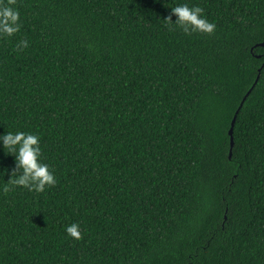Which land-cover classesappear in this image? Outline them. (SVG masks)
<instances>
[{
    "label": "trees",
    "instance_id": "trees-1",
    "mask_svg": "<svg viewBox=\"0 0 264 264\" xmlns=\"http://www.w3.org/2000/svg\"><path fill=\"white\" fill-rule=\"evenodd\" d=\"M12 6L0 134L38 135L56 183L10 186L0 140V264H264V0Z\"/></svg>",
    "mask_w": 264,
    "mask_h": 264
},
{
    "label": "clouds",
    "instance_id": "clouds-1",
    "mask_svg": "<svg viewBox=\"0 0 264 264\" xmlns=\"http://www.w3.org/2000/svg\"><path fill=\"white\" fill-rule=\"evenodd\" d=\"M13 4L14 0H7V3L5 0H0V35L12 36L19 31L20 13L12 6ZM203 11L198 6L190 7L188 4H179L172 8L173 14L177 16L175 24L188 34L214 32L216 25L203 16ZM27 46V41H21L18 45L24 48ZM0 140H3L6 152L15 155L17 160V168L12 170L9 180L10 186H22L30 191L43 192L46 186L56 183L49 165L41 162L42 149L38 135L23 131H6L0 134ZM20 169H23L22 173ZM9 185L5 186V191L9 190ZM66 231L74 239L81 238L78 224L68 226Z\"/></svg>",
    "mask_w": 264,
    "mask_h": 264
},
{
    "label": "water",
    "instance_id": "water-1",
    "mask_svg": "<svg viewBox=\"0 0 264 264\" xmlns=\"http://www.w3.org/2000/svg\"><path fill=\"white\" fill-rule=\"evenodd\" d=\"M259 77H260V74H259L258 78H259ZM250 92H251V90L247 93V96L250 94ZM247 96L243 99V101H242V103H241L239 109L237 110V113H236V115H235V117H234V119H233V122H232V127H231V129H230V131H229L230 134H231V146H232V148L234 147V144H235V140H234L233 133H234V126H235L236 119H237V114H238V112L240 111L242 105L244 104V102H245ZM230 154L232 155V151L230 152Z\"/></svg>",
    "mask_w": 264,
    "mask_h": 264
}]
</instances>
